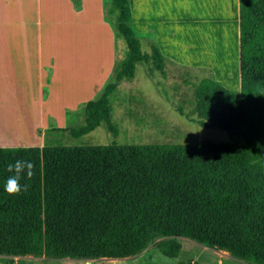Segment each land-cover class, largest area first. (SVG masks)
I'll return each instance as SVG.
<instances>
[{"label":"trees","instance_id":"obj_1","mask_svg":"<svg viewBox=\"0 0 264 264\" xmlns=\"http://www.w3.org/2000/svg\"><path fill=\"white\" fill-rule=\"evenodd\" d=\"M103 11L124 51L82 104V123L68 128L73 138L101 123L116 134L109 97L136 63L164 73L157 46L140 49L128 0H108ZM237 65V90L211 75L192 87L196 124L222 130L227 142L0 146V260L120 259L148 245L173 258L181 237L264 264V0H237ZM16 160L36 171L21 180L28 191L9 195Z\"/></svg>","mask_w":264,"mask_h":264},{"label":"rangeland","instance_id":"obj_2","mask_svg":"<svg viewBox=\"0 0 264 264\" xmlns=\"http://www.w3.org/2000/svg\"><path fill=\"white\" fill-rule=\"evenodd\" d=\"M131 1L132 29L139 38L141 51L145 52L153 40V31L149 27L143 28L140 4L138 0ZM167 1L168 8L164 9L167 16L163 21L166 25L167 43L171 45L174 42L169 33L172 34V24L173 31L177 26L176 17L179 31L191 29L192 34H180L178 42L182 45L177 47L176 57L166 64L163 74L154 70L149 72L148 63L138 62L135 64L134 76L117 83L109 97L110 119L116 128L114 136L107 130L105 124L101 123L76 138L69 135L68 128L82 123L83 115L79 110L86 101L85 98L72 109L66 106L65 110L68 112L67 114L64 112V121L61 122L63 129H58L51 119L52 117L59 124L63 104L75 102L65 97V93L70 90L69 82L72 81L67 79L68 76L66 77L70 69L68 63L71 62V52L62 47L59 37L56 33L53 34L52 28L45 29L43 17L39 23L24 21L20 13L10 9V5L1 8L0 2V70L2 72L0 122L6 123L0 131V140L6 137L11 140L19 138L20 146L33 145L37 140L35 146H41L43 142L59 145L110 142L117 144L227 142L228 138L222 130L196 124L192 87L198 78L211 75L222 86L238 89L237 38L229 11V1L195 0L196 5L193 8L192 3L184 5L185 16L192 14L200 19V34L195 27L197 19L183 18V10H180V6L175 14L177 0ZM107 2L108 0H99L97 6L98 14L106 27L102 33H98L99 49L83 48V53L80 52L83 63L92 60L90 62L96 67V83L90 91L93 95L110 78L114 62L122 57L124 51L122 39L115 35L111 23L104 14L103 7ZM75 21L76 19L74 23ZM72 22L73 20L69 22L67 28L69 33L67 32V37L64 38L66 44L71 47L70 50L73 41L74 47L76 45V48L80 49L79 44L86 35L83 34L81 37L77 34L75 31L78 22L73 27ZM184 40L187 41L186 46H183ZM80 54H75V62L79 61ZM46 62L51 64L53 70L59 67L61 76L58 83L55 80V85L49 87L48 98L42 100L41 97L42 95L45 97L47 89L44 83L41 86L40 97V65ZM45 71L49 73V69L46 68ZM52 80H54L53 76ZM79 88L81 95H86V91H89L83 84L76 90ZM46 112L53 115L46 116L45 119ZM44 122H47L48 129H43V125L34 126ZM41 136L44 140H41ZM262 143L264 144V139ZM175 239L177 254L173 258L163 256L155 245H148L137 255L120 259L8 256L0 260V264H246L229 251L213 250L181 237Z\"/></svg>","mask_w":264,"mask_h":264},{"label":"crops","instance_id":"obj_3","mask_svg":"<svg viewBox=\"0 0 264 264\" xmlns=\"http://www.w3.org/2000/svg\"><path fill=\"white\" fill-rule=\"evenodd\" d=\"M98 1L99 0H80L79 8L75 9L70 0H0L1 8L4 5L5 6L10 5V9H12L13 12L20 13L24 21H27V22L33 21V22L39 23L41 22L40 20L43 17L45 21L44 22L45 29L52 28L53 34L54 35L57 34L56 36L59 37V43L62 45V47L66 48L72 54L70 56L71 62L68 63L70 65V69L66 75V77L68 76L67 79H70L72 81L69 82L71 83L70 86L67 85L69 86L68 89L70 90L69 92L65 93V97L66 99L74 100L75 102L74 104H70L69 102L63 104V108L61 111V121L59 124H57L54 121V119L51 117L53 114H49L48 112L44 114L45 119H46V116L51 117V119L53 120V124H55V126L58 129L62 128L61 122L64 121V112L66 111L65 110L66 106H68L69 109H72L79 101L83 100L84 98L87 101L93 98L99 92L98 91L94 95L92 94V92L90 93V91L93 90V84L96 83V80H95L96 67L93 66V64L90 62L92 60H90L87 63H83L81 61L82 57L80 54V52L83 53L84 51L83 48H89V50L99 49V45L97 43L98 33L99 34L100 32L102 33V31L106 27L103 23V20L100 18L98 14V8H97ZM130 1L131 0H129L128 3H130L129 7L131 8L132 1L131 2ZM159 1L160 0H138V3L140 4L139 11L141 15L140 19L143 20V28L149 27V29L153 31V40L151 42L157 46L160 53L164 56L165 58L164 70H165L166 64L171 62L170 59L176 57L175 52H176L177 47L179 45H182L181 43L178 42L179 36H181L180 34L182 35L190 34L191 35L192 31L191 29L190 31H188V29L184 31H179L178 18L176 17L177 26H175L174 31H173V24H172V34L169 33V35L172 36L174 42L171 43V45H169L167 43V33L165 32L166 25H164V22H163L165 21V18L167 16L165 15L167 13H165L164 9L168 8L169 4L167 5L168 3L167 0H162L161 2ZM228 1H229V11H231L230 15L233 20V25L235 27L234 30H235V34L237 38V0H228ZM176 2L177 3L174 8L175 14L177 13L179 6H180L181 8L180 10L181 11L183 10L182 11L183 18H186V19L196 18L197 19V16L195 15L192 16V14H190L191 16L190 15L185 16V12L183 9V8H186V6L184 5H188L190 3H192V8L195 7L196 5L195 0L194 1L193 0H177ZM171 3L173 5V2ZM131 10L132 8L130 9V13H131ZM171 10H172V7H171ZM130 16H132V14H130ZM75 19L76 21L74 23ZM72 20H73V22L71 23L72 27L78 22L75 32H77V34H79L81 37L83 36V34L86 35V38L83 41L81 40V43L79 44L80 49H77L76 45L74 47V41H73L72 43L73 47H72V50H70L71 47L66 44V39L64 38V37H67L66 33L67 32L69 33L67 28H69V22ZM131 20L132 19L130 17V25L132 23ZM199 23H200V19H197V24L195 25V27H196V31L199 32L198 34H200ZM193 34H195V31H193ZM63 38H64V42H63ZM79 41H80V37H79ZM77 42L78 40L76 41V43ZM183 43H184L183 46L187 45L186 40H184ZM77 53L80 54V57L78 58L79 61L77 60V62H79L78 64H76L77 62H75L76 61L75 54ZM46 68L49 69L48 74L45 71ZM40 73H41L40 83H39L40 97L42 95L41 86L44 83H46L45 86L47 89V93L45 97H43V95L41 97L42 100H46L49 95V87H51L52 84L55 85L54 83L55 80H57L56 83L60 81L58 80L60 79V76H61L60 70H59V67L53 70L51 64L50 63L48 64V62H46L40 65ZM1 75H2V72L0 70V77ZM52 76L54 77V80H52ZM81 84L84 85L85 89L88 88L87 90H89V91H86V95H81L80 88L76 90L77 87L80 86ZM1 122H0V131L6 125V123H1ZM46 123L47 122H44V123L34 125V126L41 127L43 125L42 128L47 129L48 127L46 126ZM34 126L32 127V129L34 128ZM41 140H44L42 136H41ZM19 141H20L19 138L11 140L9 139V137H6L4 140L3 139L0 140V146H20L19 145L20 143H18ZM37 141L33 142V145H26V146H35L38 143Z\"/></svg>","mask_w":264,"mask_h":264},{"label":"clouds","instance_id":"obj_4","mask_svg":"<svg viewBox=\"0 0 264 264\" xmlns=\"http://www.w3.org/2000/svg\"><path fill=\"white\" fill-rule=\"evenodd\" d=\"M7 171L12 173L6 179L4 191L9 195H17L28 191L30 185L21 184L22 179H31L35 175V164L30 160H16L8 165Z\"/></svg>","mask_w":264,"mask_h":264}]
</instances>
